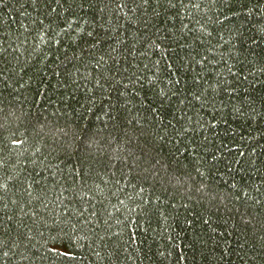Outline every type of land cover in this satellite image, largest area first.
Returning <instances> with one entry per match:
<instances>
[{
  "label": "trees",
  "instance_id": "trees-1",
  "mask_svg": "<svg viewBox=\"0 0 264 264\" xmlns=\"http://www.w3.org/2000/svg\"><path fill=\"white\" fill-rule=\"evenodd\" d=\"M0 264H264V0H0Z\"/></svg>",
  "mask_w": 264,
  "mask_h": 264
}]
</instances>
